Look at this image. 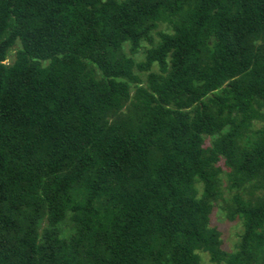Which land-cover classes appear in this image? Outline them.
I'll use <instances>...</instances> for the list:
<instances>
[{
	"label": "trees",
	"instance_id": "obj_1",
	"mask_svg": "<svg viewBox=\"0 0 264 264\" xmlns=\"http://www.w3.org/2000/svg\"><path fill=\"white\" fill-rule=\"evenodd\" d=\"M204 255L264 264V0H0V264Z\"/></svg>",
	"mask_w": 264,
	"mask_h": 264
},
{
	"label": "rangeland",
	"instance_id": "obj_2",
	"mask_svg": "<svg viewBox=\"0 0 264 264\" xmlns=\"http://www.w3.org/2000/svg\"><path fill=\"white\" fill-rule=\"evenodd\" d=\"M16 52L14 51L7 62V64H13ZM211 226L218 229L221 232V248L225 252H235L240 242V235L243 232L241 224L232 222L227 219L226 213L218 209L211 218ZM203 264H211L209 257L204 255Z\"/></svg>",
	"mask_w": 264,
	"mask_h": 264
}]
</instances>
